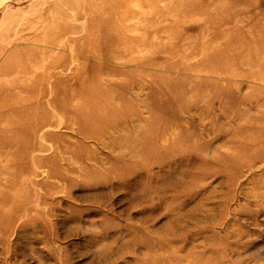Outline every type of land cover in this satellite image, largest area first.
<instances>
[{
  "label": "rangeland",
  "instance_id": "obj_1",
  "mask_svg": "<svg viewBox=\"0 0 264 264\" xmlns=\"http://www.w3.org/2000/svg\"><path fill=\"white\" fill-rule=\"evenodd\" d=\"M0 264H264V0H0Z\"/></svg>",
  "mask_w": 264,
  "mask_h": 264
},
{
  "label": "bare ground",
  "instance_id": "obj_2",
  "mask_svg": "<svg viewBox=\"0 0 264 264\" xmlns=\"http://www.w3.org/2000/svg\"><path fill=\"white\" fill-rule=\"evenodd\" d=\"M237 166V165H236Z\"/></svg>",
  "mask_w": 264,
  "mask_h": 264
}]
</instances>
